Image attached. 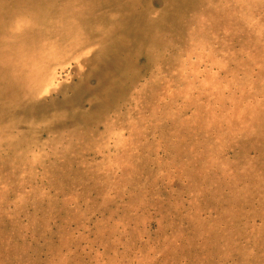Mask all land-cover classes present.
Instances as JSON below:
<instances>
[{"label": "rangeland", "instance_id": "374dc122", "mask_svg": "<svg viewBox=\"0 0 264 264\" xmlns=\"http://www.w3.org/2000/svg\"><path fill=\"white\" fill-rule=\"evenodd\" d=\"M0 264H264V0H0Z\"/></svg>", "mask_w": 264, "mask_h": 264}]
</instances>
